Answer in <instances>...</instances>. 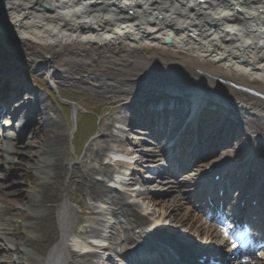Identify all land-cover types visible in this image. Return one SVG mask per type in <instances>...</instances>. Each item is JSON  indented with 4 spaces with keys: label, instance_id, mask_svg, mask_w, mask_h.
Returning a JSON list of instances; mask_svg holds the SVG:
<instances>
[{
    "label": "bare ground",
    "instance_id": "6f19581e",
    "mask_svg": "<svg viewBox=\"0 0 264 264\" xmlns=\"http://www.w3.org/2000/svg\"><path fill=\"white\" fill-rule=\"evenodd\" d=\"M168 38L171 41L167 44L165 41ZM0 50H3L0 60L6 66L20 65L18 57H22L30 68L42 71L54 87L58 81L71 85L85 84L98 96L142 88L162 89L169 93L167 99L159 101L158 96L148 99L151 101L146 105L124 109L128 112L127 116L133 114L130 117L135 118L134 124L153 129L159 137L158 143L162 145L154 154L157 156L161 152L162 156H157L159 158L146 153L150 148H141L135 143L126 154L134 163L149 161V169L156 171L154 177H159L162 169L167 170L164 156L172 149L163 146L167 138L175 142L178 134H190L189 130L196 142L206 136L203 131L196 132L192 126L186 127L183 118L177 120L179 112L171 109V105L176 106L178 97L188 100L194 108L202 109L200 117L206 115L204 109L214 106L219 110L220 118L231 117L232 127L237 126L243 134H252L255 143L264 144V0H0ZM18 97L16 86H0V109ZM36 97L33 103L21 96L15 106L16 116L13 118L23 115L22 123L12 126L16 132L14 141L19 146L22 144L21 149H17L20 147L2 133L5 125L0 127V169L13 166L25 171V168H34L37 173L35 178L28 175L27 182L20 183L27 189L23 191L24 195L31 196L35 204L24 215V223L29 228L25 234L26 243H22L24 251L38 253L42 264H72L73 255L86 248V239L80 235L103 238L105 250H113L114 246L108 243L111 228L107 223L97 224L105 229V234L103 228L94 225L84 227L80 235L76 233L78 219L71 204L75 197L72 198L71 191H59L63 180L69 184L72 181L79 183L84 192L82 194L92 201L93 204L82 213L87 221L97 219L96 208L123 219L128 227L144 225L138 234L143 240H140V245L139 241L132 240L135 246L138 244V252L142 255L150 253L148 247L163 250L162 245H170L174 251L188 257L214 249L211 241L214 239L209 240L208 237H218V232L205 235L206 229L200 227L189 235L186 231L193 230L190 225L185 231L171 226V223L163 224L166 212L162 208L166 202L178 207L179 195H173L166 201L156 200L158 209L148 211L139 201L144 199L146 192L134 190L136 185L131 178L125 177L127 175L119 173L114 184L106 186L105 180L110 176L112 164L119 166L113 156H121L120 151L109 144L102 143L96 152L97 158L103 154L109 158L100 165L102 178L96 179L94 172L83 170L81 160L74 163L69 160L70 156L64 150V136L49 135L43 146L24 142L23 130L34 127L33 122L30 123L29 111L34 110L39 117L42 110L47 114V98ZM166 106L170 109L161 111ZM71 110L76 125L77 109L71 106ZM168 111H171L169 118H173L171 121L176 133L172 125L167 124L169 121L163 118ZM44 126L51 130L54 128L51 122L45 121ZM109 127L105 126L107 131L99 130L97 142L103 138L116 141L115 134L120 131L115 129L117 131L113 134ZM126 141L130 143L129 139ZM173 146L175 149L176 145ZM87 153L88 150L84 157ZM144 155L150 158H144ZM195 157L190 156L189 162ZM260 158L263 170L257 182L264 179V152ZM215 162L207 167L205 176H213L219 166H215ZM243 167L226 164L218 173L234 174L237 178ZM205 176L202 189L215 184L204 181ZM120 180L123 186L128 187L127 191L116 189ZM146 180L142 177L141 183ZM159 181H162L160 188H163L160 193L176 191V186L170 185L172 180ZM111 193L117 195L112 196ZM176 193L179 194V191ZM94 203H98L99 207ZM52 214H55L58 231L54 230L51 222ZM4 233L5 227L0 224L1 243L5 249L9 247L16 251L13 242ZM55 235L46 253L30 251L35 250L34 246L42 249L38 244L43 239L49 242ZM221 236V242L215 240L218 244L226 241L225 236ZM192 240L194 246L188 244ZM125 248L126 245L122 244L119 250L114 249V253L122 258ZM86 256L103 259L99 253H85ZM145 257L138 256V260ZM87 261L84 263L88 264ZM99 264L113 263L107 258Z\"/></svg>",
    "mask_w": 264,
    "mask_h": 264
},
{
    "label": "rangeland",
    "instance_id": "374dc122",
    "mask_svg": "<svg viewBox=\"0 0 264 264\" xmlns=\"http://www.w3.org/2000/svg\"><path fill=\"white\" fill-rule=\"evenodd\" d=\"M0 52L2 53L3 50H0ZM6 53L4 52V54ZM18 58L21 60V64H16V66L13 67L6 66L5 63L0 60V72L5 73V75H9V77H7L1 75L0 73V80H4L11 86L19 85L22 87L21 90L30 91L33 94V100L31 101H34L33 103L36 102V96H42L48 100V109L46 111L47 114H44L42 110V113H40L39 117V115H37L34 110L29 111V116L31 117L30 123L32 121L34 127L23 130V141H29L33 146H43L47 137H50L49 135L64 136L66 139V148L64 150H66L68 156H70L69 160L72 163L81 160L83 170L89 171L90 173L94 172L96 179L102 178L103 170L101 169L100 165L107 162L106 156H104V154L102 156L100 155L98 158L95 157L97 156L96 152L102 143L109 144L110 147L119 148L123 151L130 149L132 147L131 143H135L140 146H142V144H146L142 143L141 141L146 140L145 136H143L141 133L144 131L142 127H140V125L137 127H132L131 124L135 122V118L133 116H122L123 110L127 106L146 105V102L151 101L148 99H153L158 96L159 101L164 100L165 98L167 99V97L170 96V94L165 90L155 88H142L140 90L133 89L126 92L122 90L116 93H108L98 96L93 94L89 87H87L85 84L71 85L70 83L58 81L56 87H54L50 85L42 71L33 70L27 64L26 59L22 57ZM147 95H149V97H147ZM24 97L28 96L26 95ZM178 100V102L180 104L183 103V105L187 104L188 102V100L180 99L179 97ZM71 106H74L77 109L78 116L76 118V125L73 123ZM199 112H202V109H199ZM204 112L206 115L201 117L199 116V122L197 125L200 124L201 131L206 134L203 139L206 144L208 142H213L217 135H219L220 138H225L227 134H229V136L232 135V137H230L232 143L231 145H222L215 151L217 157L216 159H220L218 163L215 164V166L226 163L234 166L244 165V167L240 169L239 173L242 184L245 180L243 174L244 169L245 167H249L248 177H250V181L248 185L249 187L254 186L256 184L257 177L260 173H262L263 170L261 164L262 159L260 157L264 152V144L255 143L252 134H243L241 129L237 126L232 127L229 121L231 117L228 116L229 118H220L219 110L214 106H208L206 109H204ZM185 116L188 117V115ZM45 121L47 123L51 122L54 128L51 130L45 127ZM106 125L110 126V132L113 134L116 133L115 128L121 129L122 132L115 134V142H113V139L107 138H103L100 142H97V138L100 136L99 130L101 128L105 129ZM105 130L107 131V128ZM6 135L9 139H11L12 143H14L16 146H19V143L14 141L16 136L14 130L10 131V133ZM234 137L235 139H233ZM126 139H129L130 143L126 141ZM185 142L189 145L193 143L190 140ZM21 146L22 144H20V148L17 149H21ZM231 146H233V148H229ZM86 150H88V153L84 157ZM257 163H260L261 165H255ZM247 164H249V166H247ZM112 165L109 174L110 176L105 180L106 186L110 185L111 179L116 177L115 174L117 171H119L118 169H120V167H118L116 164ZM206 167L201 168L199 171L198 169L196 171L192 170V172L187 174L188 177L191 178V182L186 183V185L179 188V191L183 192V197L182 199H178V207H175L174 203L170 204V202H166V206L162 208L166 212V219L164 220L163 224L169 225V223H171V226H177V228H183L184 230L188 225H190L196 230V227L199 226V223L197 217L195 216V210L190 206V199H188L187 193L193 189L195 185L194 181L197 179L198 175H200V173L205 170ZM35 170L36 169L34 168H25V171L24 169L21 171L13 166L11 168H4L3 170L0 169V224L4 225V234H6V237H9L10 241L13 242L12 246L16 250L12 251V249L9 247H6L7 249H5L0 240V264H42L39 260L40 256L38 253L26 252L24 251L25 246L22 245L23 242L26 243L27 237L25 234L28 233L29 230V228L26 227L24 223V215L25 212H27L26 210H28V208L30 210L35 204L33 203L31 196L28 194L27 196L24 195L23 191L27 189L24 185H20V183H26V176L28 175V177L35 178L37 176ZM123 171L126 172V169H123ZM130 171L132 172L131 177L134 179H139L141 176L144 178L153 177V175L145 173L144 167H141L139 163L133 165ZM151 182L148 183V185L142 187L143 191L146 193L143 197L144 199H139V201L140 204L143 205V207H145L148 211H156L158 209L156 207V200L161 199L166 201L171 196L175 195L176 191H168L169 193H166V195H160L153 192L150 193V190L157 192L158 189L162 187V185L157 183V180H152ZM62 183L59 187V191H71L72 198L75 197V200H73L71 197L69 198L72 199V201H70L75 208V217L78 219L76 233L79 234V232L84 229V227H88V225H94L96 227L103 228L97 224L102 225V223H109L111 228L109 233V242L114 246L113 250L107 251L104 249L95 248L91 249L90 252L100 253L105 258H110L113 264L120 263L119 261L121 259L118 258L117 254L114 253V249L115 251L116 249L119 250V246L122 244L126 245L128 248H131L133 246L132 240L136 241L142 238L139 237L138 234L140 232V228L144 225L132 228L128 227L126 224H124L123 219H118L112 214L106 211H100L96 208L95 211L98 214L97 219L94 221L92 218L87 221L85 214L82 213L87 210V207L93 204L92 201L82 194L84 192L81 191V185L79 183L77 184L76 181H72L71 184H69L63 180ZM111 194L112 196L117 195V193ZM67 197L68 196H66V198ZM128 199L130 200V197ZM94 204L99 207L98 203ZM54 217L55 214H52L51 222L54 226V230L58 231L57 222ZM175 219L178 221L174 222ZM31 221H33V219H31ZM186 232L192 233L191 230H187ZM80 236L83 239H89L85 236ZM128 237L133 238L129 239ZM55 238L56 235L52 237L49 242L46 239H43V241L38 244L39 246L43 247L42 249H37L34 246L35 250L30 251H42L43 253H46ZM18 256L21 257L18 258ZM94 256L90 258V256L85 257V254L75 253L73 255L72 264H87L84 263L85 260H88V264H91L92 262L99 264L98 262L104 261V259H101V261H99L97 258L93 259Z\"/></svg>",
    "mask_w": 264,
    "mask_h": 264
},
{
    "label": "water",
    "instance_id": "95a60500",
    "mask_svg": "<svg viewBox=\"0 0 264 264\" xmlns=\"http://www.w3.org/2000/svg\"><path fill=\"white\" fill-rule=\"evenodd\" d=\"M170 41H171V39L170 38H168L166 41H165V43H170Z\"/></svg>",
    "mask_w": 264,
    "mask_h": 264
},
{
    "label": "snow or ice",
    "instance_id": "6c2138e0",
    "mask_svg": "<svg viewBox=\"0 0 264 264\" xmlns=\"http://www.w3.org/2000/svg\"><path fill=\"white\" fill-rule=\"evenodd\" d=\"M227 234V233H226Z\"/></svg>",
    "mask_w": 264,
    "mask_h": 264
}]
</instances>
